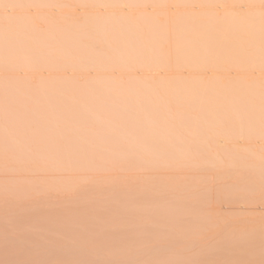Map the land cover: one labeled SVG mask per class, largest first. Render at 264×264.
I'll return each mask as SVG.
<instances>
[{
  "label": "rangeland",
  "instance_id": "1",
  "mask_svg": "<svg viewBox=\"0 0 264 264\" xmlns=\"http://www.w3.org/2000/svg\"><path fill=\"white\" fill-rule=\"evenodd\" d=\"M178 1L0 0V264H264V174L260 175L264 171H260V176L254 172L255 167L251 161L255 162L256 159L252 157L254 154L250 156L247 152L251 148L250 151L256 149L264 154V138L258 132H264V118H259L258 122L254 120L255 117H247V120L242 115V119L241 114L233 112L232 108V112L228 111L226 114L215 110L210 117L205 116L209 119L202 117L203 122L202 119L194 120L193 125L191 116L185 119L183 113L176 116V122L179 117L180 120L183 119V122L177 123L178 126L174 118L165 122L169 126L166 129L164 122H157V125H163L165 130L160 126L162 131L171 130L173 135L178 133L177 138L181 139L173 138L180 145L178 148L196 147L198 144L193 139L202 130H208V133L203 131L204 136L198 135L199 139L200 136L205 138L207 135L205 139L208 140L202 143L213 141L207 143L208 149L200 143L205 149L204 157L194 153L190 160H186V164L179 163L173 167L167 164L153 168L147 165L144 168L134 167V162L137 165L143 163V160H138V155L132 154L131 159L128 155L118 154L115 165L108 168L66 167L51 171H35L39 169L33 168L20 171L4 169L12 168L13 165L7 158L8 151L18 148L32 151L46 147L63 150L111 147L126 150L130 146L142 145L150 149L166 146L162 141L166 140L165 135L161 136L163 133L160 135V142L155 141L159 126L154 124V128L148 129L140 118L111 127L114 131L111 141L92 142L81 139L100 127L86 121L82 108H94L97 105L102 111L109 104L92 101L111 97L118 111L128 109L124 106V101L131 95L128 94L129 89H132V84L137 80L144 83L142 97H148L150 90L160 88L161 83L168 81L167 84L174 86L178 82L182 83L178 81L181 79H186L185 84H193L194 87H200V83L204 86L216 82V85H229L230 81L232 85L242 82L247 87L253 83L255 85L251 87H264V69L260 70L261 66L254 61L261 58L259 61L262 60L264 64V57L258 49H252V41L257 36L256 30L244 32V35L241 31L239 34L234 32L241 43L233 41L228 48L225 47L227 51L221 48L222 45L209 51L203 50L202 45L197 42L198 47L189 53L190 60L183 59L188 58L187 54L181 55L175 49L172 50V28L177 19H186L184 22L188 24L191 20L189 25L192 28L195 25V29H199L201 25L200 29L208 28L207 23L202 22L205 24L203 28L200 23L202 19L198 21L192 15L191 0H185L187 3L183 4V0L181 4ZM101 19L154 22L155 29L148 30L144 36L146 39L150 38L155 31L165 35L162 56H156L162 60H150L147 66L124 65L123 69L113 62L107 69L100 70L93 59L100 57L111 61L112 56H109L107 41L99 42L95 38L88 20L96 22ZM194 21L196 22L193 23ZM211 24H215L211 25L213 31L207 30L208 33L201 30L196 33L220 36L219 31L217 34L215 32L224 23ZM248 24L251 28L262 26L258 22ZM35 37L43 41L48 38L44 49L40 45L39 51L32 49L31 41ZM70 39L73 42L76 40L77 44L70 42ZM217 41L221 44L222 40ZM225 42L222 43L223 46ZM152 46L155 47V44ZM64 48L71 51L69 53L66 50L67 55L61 59L58 54ZM77 48L80 55L73 54L77 52ZM79 49L83 51L82 55ZM254 50H258L260 54ZM175 53H179L181 61L178 60L180 56ZM192 53L195 54L196 61L193 60ZM77 55L80 57H75V60L80 59L82 64L85 62L84 68L81 64L83 69L80 67V70L71 65V57ZM47 58L51 59L50 62L44 60ZM166 59L168 63L165 64ZM30 60L38 63L36 67L31 68ZM6 61L13 62V67L6 65ZM176 62L179 64L176 65ZM186 62L189 66L184 64ZM201 62L204 64L202 67L194 66ZM93 81L98 84H90ZM93 90H97L98 94L95 95ZM137 94L139 93L135 92L132 95ZM164 96L167 95L162 97ZM231 96L232 99L239 97L238 93L226 97ZM148 102L144 103V109L149 114L151 106L148 107ZM51 107L54 111L48 110ZM51 112L59 115L54 123H50ZM233 113L241 118L238 121L244 122H240L243 126L235 120L238 118ZM213 117L214 120H211ZM205 120L213 123L208 121L206 125ZM197 121L199 125H196ZM200 122L207 129L204 124L205 129L201 127ZM196 126L203 129H197ZM226 127L238 139L235 136L234 139H229L231 136L224 134L227 133L225 130L228 131ZM254 127L257 132L253 133L258 135L252 140H245L244 133H247L248 128V132H252L251 129L256 131ZM214 128L218 129L217 133L219 130H224V133L220 131L221 134L215 139L211 136L216 134L213 132ZM145 129L150 131L143 133ZM239 131L241 133H237ZM189 134L194 135L192 140ZM168 137V140L171 139ZM133 138H141L144 143L133 144ZM236 147L247 149L243 150L247 152L246 160ZM217 148L223 149L220 151ZM233 149L242 155H236ZM205 151L210 154L205 155ZM222 151L224 155L220 153ZM231 151L232 154L229 155ZM214 153L222 154L223 159L230 158L224 159L227 162L226 165L223 162L221 171L219 167H210L212 157L214 161L222 159L219 156L220 159L217 160ZM231 156L238 158V163H235L237 167L232 164L233 168L230 170L228 163H231ZM240 156L244 160L242 167L246 166L249 159L252 165L247 164L251 165L249 169H253V172L249 174L246 168L242 171L238 165L241 163ZM63 160L62 163L66 166L73 165L74 160L70 157H64ZM232 161L235 162V159ZM201 162H209V165H199ZM30 163L32 162H27ZM224 168L229 171L224 173Z\"/></svg>",
  "mask_w": 264,
  "mask_h": 264
},
{
  "label": "bare ground",
  "instance_id": "2",
  "mask_svg": "<svg viewBox=\"0 0 264 264\" xmlns=\"http://www.w3.org/2000/svg\"><path fill=\"white\" fill-rule=\"evenodd\" d=\"M88 1L94 2L96 0H88ZM187 1L183 0L182 4L184 2L187 3ZM180 2H181V0L178 1V3H180ZM190 2L192 4V8H193V11H192L193 14L192 15H194L198 21H199V19L204 20V21L201 20L200 23H202V22H205V24L207 23L208 28L207 29H200V28H202V25L200 24L201 26L199 27V29H195V27H196L195 25H193L194 28H192L190 26L191 20L189 21V24H190L189 25L188 22H184V21H186V19L185 20L182 19L183 21L181 19L178 21V19H177V21L175 22V24L173 25V28H172L173 29L172 30V32H173L172 50L175 49L177 52H180L181 55H185V54L188 55V58L183 57V59H189L190 60L191 57L189 58V53H191L190 51L195 50V48L198 47L197 46L198 44L202 45V49L204 48L203 50L208 49V51H209V49H216V46L218 48H220L221 45H222L221 48H225V47L228 48L230 46V44L234 43L233 41H235V43L240 42L239 37L234 32H237L239 34V32L241 31L243 34L244 32L249 33L250 30H256V32H257L256 33L257 36L255 35V39H253V41H252V46L254 47L252 49H258L259 52H261V54L264 55V53H262V51H264V25H263L264 24V0H191ZM191 4H189V5H191ZM184 5H186V4H184ZM88 21L87 22L90 24L89 28H90L91 32H93V31L95 32V38L98 39L99 42L107 41L108 46H109V47L107 46L108 50H109L108 53H109V56L110 55L112 56L111 61H109L107 59L104 60L100 57H96L93 59V60H95V63L100 67V70H101V68H102V70L107 69L110 66V64L113 62L116 64H119L120 67L122 66V69H123L124 67H127V65H129V64H131V65L141 64L142 66L143 65L147 66L148 63L150 62V60H152V61L162 60V59H158L157 57H160V55L163 53L162 48H163V45L165 44V41H166L165 35L162 34V32L160 34V32L157 33L155 31V33L150 38L146 39V37L144 36L148 30L155 29L154 22H152V21L144 22L145 20H143V22H141L142 20L139 22H132L131 20H128V19H119V20L101 19L100 21H96V22L91 21V20H88ZM195 22L196 21H194L193 23H195ZM216 22H219V23L221 22V24H223V23L225 24V26L223 24V27L221 24H219V25H221L222 28L219 26L220 29L217 28V30H216L217 32H215V34L220 32L219 33L220 36H217L214 34L206 36L207 33L206 34H200V35H199L200 32L198 34L196 33V31H201V30H205V31L209 30V32H211V30H212L211 25H215V24H211V23H216ZM249 22H258V23H260V26L261 25L262 26L259 28H251L248 24ZM205 24H203V28H205L204 27ZM198 26H199V24H198ZM91 27L93 28V31H92ZM214 27H217V26H214ZM107 28H109V30H107ZM232 33H234V34H232ZM234 35H236V36H234ZM243 35H242V37H243ZM240 36H241V34H240ZM45 39L47 40L48 38H45ZM217 39L222 40L220 42L221 44H219V41H217ZM225 39H226V42H225ZM251 39H249V40H251ZM46 40L43 41L41 38L38 39L37 37H35L34 40L31 41L32 49L39 51L40 50L39 45H40L41 49H44L45 48L44 45L48 42V41L46 42ZM249 40H248V42H249ZM71 41H72V39H70V42ZM197 42H198V44H197ZM224 42H225V46H223L224 44H222ZM107 43H106V45H107ZM153 43L155 44V47L152 46ZM70 44H72V43H70ZM75 44H77V42H75ZM58 46L60 49L62 48V47H60V45H58ZM75 46L72 49H74ZM66 48H64L65 50L64 49L61 50V54L60 53L58 54V56L61 59L64 58L65 55H67V53H66L67 49ZM69 48L70 47H68V49ZM244 48L246 50V47H244ZM71 50H67V52H69ZM79 50H81V49H79ZM225 50L227 51L226 48H225ZM258 50H254V51L258 52ZM76 51L77 52L72 51V52H74L73 54L78 53V48L76 49ZM80 52L82 55L83 51L81 50ZM259 52H258V54H260ZM62 53H64V55ZM215 53H217V52H215ZM158 54H159V56H158ZM238 54H240V52ZM253 54H255V52ZM78 55H80V53H78ZM78 55L71 57V60H72L71 65L74 66V68H76V69H79L80 67H81L80 69H83L85 66L84 65L85 62L82 64V63H80L81 62L80 59L75 60V59H77L75 57H80ZM176 55H179V53ZM192 55L191 56L194 60L196 58L194 56L195 54L192 53ZM263 55H262V57H264ZM93 56H95V55H93ZM73 57H74V60H73ZM92 57L91 58L89 57V58L92 60ZM219 57H220V55H219ZM257 57H258V55H257ZM259 57H260V55H259ZM179 58H178V60L181 61L182 57L180 56ZM198 58H199V54H198ZM211 59H212V56H211ZM259 59H261V58L254 59V61H256L255 62L256 65L261 66V67L258 66V68L260 67V70H262V69H264V64L261 62L262 60L259 61ZM44 60L47 62H50L51 59L47 58ZM115 60H116V62H115ZM121 60H122V62H121ZM163 60H164V58H163ZM189 60H187V61L189 62ZM193 60L191 61L192 63H193ZM180 61H178V62L180 63ZM195 61H196V59H195ZM228 61H229V59H228ZM166 62L168 63L167 59L164 63L166 64ZM182 62H183V60H182ZM184 62H185V60H184ZM239 62H240V60H239ZM179 63L176 62V65ZM235 63H237V62H233V64H235ZM5 64L10 65V67H13V65H14L13 62H11V61H6ZM29 64L32 68V67H36V65L38 63H36L33 60H30ZM81 64H82L83 68H82ZM184 64L188 65L187 62ZM180 65L182 66V64H180ZM203 65L204 64L201 62V63H197V65H194V66L195 67H202ZM236 66H238V65H236ZM247 66H249V64H247ZM99 67H97V69ZM195 71H196V69H195ZM262 72H264V71H262ZM184 80L186 81V79L178 80V81H182V83L178 82V85L175 84L176 86L175 85L171 86V85H173L171 83L167 84L168 81L161 83L160 88L150 90L148 97H142V93H144V91H142V87L144 86V83L142 81H138V80H137L138 82L134 81L135 83L132 84L133 86H131V84H130L132 89H129L130 91L128 92V94H131V95H129V97L127 96L126 97L127 99H125V101H124V106L128 107V109H126V110L123 109L121 111H118L117 105L114 106V100L111 97H108L106 99L103 98V99H100L99 101H95V100L92 101L94 103L104 102L106 104H109V106H107V108L105 107L102 111H101V109H99V107L97 105L94 108H92V107L82 108V113H84V115H86V121L88 123L91 122L94 125L97 124L100 127L98 128V130L94 131L92 134L87 133V135L82 136L83 138H81V139L83 141H92V142H99V141H103V140L111 141L110 139L114 135V131L111 127H113L115 125H119L120 123H123L124 121L127 122L129 120H135V119H139V118L145 122V126L148 129L154 128L157 124H160L162 122H164L163 125H165V122L168 121L169 118L176 119L175 121L173 119V121L177 125V123H179L180 121L183 120V119L180 120V117H179L178 122H176L177 121L176 116H179L180 113H183V116L186 117L185 119H187V117L189 118V116H191V119L193 120V122H191L192 125H193V123H195L194 120L202 119V117H204V119H207L208 117L211 116L210 114L215 112V110H221L219 112L223 111V113L226 114L228 111H229V113H231L232 110L234 109L233 112L236 111L238 113V115L241 114L240 117L242 119L244 118V117H242V115L245 116L246 119H247V117L251 118V116H252V119L255 117L254 120L255 121L257 120L258 122L260 120L259 118H264V87H261L263 85L251 87L254 84L253 83L252 85L250 84L251 86L249 85L250 87H247V86H244V84H242V82H241V84L232 85V84H230V82H232V81H230L229 85H221V83L219 85H216V84H218L216 82L215 84H209V85L207 84L204 86H203V84L200 83V87H194L192 84L193 81L191 82L192 85L188 86L187 85L188 83L185 84ZM183 81H184V83H183ZM215 81L216 80H214V82ZM235 82H237V81H235ZM172 83H173V81H172ZM243 83H244V81H243ZM258 83H260V82H258ZM90 84L96 85L98 83L93 81ZM135 92H138L139 94H137L135 96L132 95ZM93 93L95 95L98 94L97 90H93ZM237 93L239 95L238 99H236L237 97L232 99V96H231V98L226 97V96L233 95V94L237 95ZM163 95H167L168 98L165 99L164 97H167V96L162 97ZM145 102L149 103V106H148L149 108L151 106V108L149 109V111H151V113H149V114L147 112H145V111H148V110L144 109V107L146 106V105L144 106ZM148 103H147V105H148ZM130 107H133L135 109L131 110ZM48 110L54 111L52 107ZM55 112L49 113L50 117L52 118V121L50 123H54L55 121L58 120L59 115L55 114ZM145 113H147L148 115H145ZM168 113L170 114L169 116H168ZM178 113H179V115H178ZM235 113H233L232 115H234ZM184 114L185 115L187 114V115L185 116ZM228 115H230V114H228ZM232 115L230 117H232ZM235 115L237 116V114H235ZM205 116H208V117L205 118ZM226 116L224 118H226ZM240 117L237 116L238 119L235 118V120H237V121L240 120L241 119ZM257 117H258V119H256ZM193 118H195V119H193ZM231 119H233V118H231ZM211 120H214V117L211 118ZM211 120H205L204 123L206 125L208 124V121L210 123H213V122H211ZM217 120H218V118H217ZM189 121H191V120H189ZM198 122L199 121H197L196 125L197 124L199 125ZM202 122H203V119H202ZM202 122H200V124L202 125L201 127L204 128V126H205V128L207 129V126ZM238 122L240 123L241 121H238ZM175 123H174V125H175ZM239 123H237V124H239ZM241 123H244V122H241ZM154 124H156V125H154ZM203 124H204V126H203ZM246 124H248V123H246ZM187 125H185V126H187ZM209 125H208V127L210 128ZM239 125H237V127H239ZM241 125L243 126V124H241ZM157 126H159V125H157ZM160 126L158 127L159 129H157V127H156L157 131L158 132L161 131V132H159V134H158V132H156V140L155 141H157V143L160 142V140L162 139L161 136L164 137V135H165L166 140H162L164 142V145L166 143V146L163 145L164 147L160 146V147L155 148V149H150L148 147H144V146L140 145V144L144 143L143 139L133 138V139H131L132 140L131 142L133 144L140 145V146H130L126 150H115V149H111V147H106V148H99V147H94V148H67L66 150L57 149V148L56 149H53V148L50 149V148L46 147V148H42L39 150H33V151L32 150H26L24 148H18V149H12V150L7 149V150H10V151H8L9 153H8L7 158H9L12 161L13 165H12V168H4V169L6 171L7 170L20 171L21 169L33 168V169H39V170H35V171H51V170H61V169L66 168V167H69L72 169H82V168H88V167L108 168V167H112L113 165H115V161L117 162L116 155H118V154H124L125 156L128 155L129 157H131L132 154L138 155V157H139L138 160H143L142 161L143 163H141L140 165H137V163L134 162V163H132V166H134V167L144 168L147 165L150 168H153L155 166L158 167V166H163L165 164L172 165L171 167H173L174 165H178L179 163L180 164H186L187 163L186 160H190V158L193 156L194 153H196V154L198 153V155H201V156L203 155L205 149L201 144H204L202 142H206L208 139H205V138H207V135L205 138L202 137V136H204L202 133H203V131L207 132L208 130L207 131L206 130H202V131L197 130V132L200 131V132H198V133H200L198 135L202 134V136H200V139L198 138L199 137L198 135H196L197 137L196 136L194 137V139L196 138V140L193 139V141L196 143V145L198 144L196 146L195 143L193 142V144L196 147H192V149H190V148L189 149H183V148L181 149V148H178V146H180V145L176 144V139L175 140L173 139L174 137L177 138L178 135H176V134H178V133H176L175 134L176 136H175V135H173L174 133L171 134V130L168 129V130H170L169 131L170 134H168L169 132H166L167 130L162 131L164 128L161 126V128H163L161 130ZM167 126L168 125L166 124L165 129ZM189 126H191V124ZM189 126H187V127H189ZM103 127H106V129H103ZM196 127H198V126H196ZM167 128H169V126ZM200 128L198 127L197 129H200ZM203 128H201V129H203ZM215 128H217V127L215 126ZM215 128H214V131L212 130L213 132L218 131V129L215 130ZM218 128L222 129V127H218ZM226 128L228 131H226V130L225 131L223 130V131L227 132V133H224L222 130H219V133L216 132L215 136L212 134H211V136L216 139V136H219L221 133H224L225 135L226 134L229 135L227 137H230V136L232 137V138L230 137L229 139H234L235 135L232 136L231 131H229L228 127H226ZM249 128H248V131H249ZM186 129L184 127L185 131H187ZM234 129H232V130H234ZM191 130H192V128H191ZM191 130H190V132H191ZM210 130H211V128H210ZM238 130H240V127ZM242 130H244V129H242ZM246 130H247V128H246ZM254 130H256L255 127H254ZM145 131H150V130L145 129L142 132L145 133ZM175 131H178V130H175ZM192 131L194 132V134H197V133H195L194 130H192ZM212 131H209V132L212 133ZM220 131H221V133H220ZM248 131H247V133H244L246 135L245 140L246 139L248 141L252 140L253 138H255L258 135L257 133H253V132H257V130L253 131V129H251L252 132H248ZM172 132H174V131L172 130ZM187 132H189V131H187ZM243 132L244 131H242V133ZM258 132H259L260 136L262 135V137L264 138V132H260V131H258ZM162 133H163V135H161ZM237 133H241V132L239 131ZM190 134H189V137L193 138L194 135L190 136ZM234 134H236V133H234ZM170 135H172V137ZM168 136H170L171 139L168 140L167 139ZM237 136H238V134H237ZM170 137H168V138H170ZM223 137H225V136H223ZM192 138H191V140H192ZM235 138H236V136H235ZM180 139L181 138H179L178 140H180ZM204 139H205V141H204ZM229 139L227 138L228 141H231ZM236 139H238V138H236ZM242 139H244V138H242ZM209 141L213 142L212 140H209ZM168 143H170V144H168ZM207 143L204 144V146H206ZM160 144L162 145V143H160ZM199 145H201V146H199ZM206 148H207V146H206ZM228 148H225V149H228ZM236 148H238V147H236ZM217 149H219L221 151L223 148L222 149L217 148ZM228 150H231V149H228ZM233 150H235V149H233ZM238 150H239V152H242L244 154V157L240 156V159H241V157L245 158L247 156L246 155L247 152H248V155H250V156L254 154V156H252V157H253V159L255 157L256 160H255V162L254 161H251V162H253V167H255L253 169L255 170L254 171L255 173L257 172L256 174L259 175L260 173H262L260 171H264V154L261 151H260L261 153L258 152L256 149H253V151H250L251 150V148H250L245 153V151L247 149L246 148L243 149V147L242 148L239 147ZM243 150H245V151H243ZM210 151H211V153L213 152L212 150H210ZM215 151H217V150H215ZM236 151L237 150H235V152ZM256 151H257V153H256ZM220 153H223V151ZM242 153H239V154L242 155ZM249 153H251V154H249ZM207 154H210V153L206 152L205 155H207ZM230 154H232V151L229 153V155ZM239 154H237V152H236V155L239 156ZM215 155L216 154L214 153V156ZM221 155H219V153H217L215 158H217V160H218V159H220L219 156H221ZM223 155H224V153H223ZM234 156H235V154H234ZM234 156H231V157H232V159H235V162H233L234 160L232 161V159H231L229 161L231 163H228L231 166V168L229 166H227V167H229L230 170L233 168L232 164H234V167L235 166L237 167V165L235 163H238L237 162L238 158L237 159H236V157L233 158ZM250 156H249V158H251ZM64 157H67V158L70 157L71 159H73L74 160L73 165L66 166L65 164H63L62 162L64 161L63 160ZM203 157H204V155H203ZM212 158H213V160L210 163L209 162H205V163L201 162L199 165H206L207 163H209L210 167H212V165H213V168L215 167V169H216V167L217 168L218 167L220 168L222 166L224 167V163L226 165L227 161L225 160L226 162H224V159H227V158L223 159V157L221 156L222 162H221V160L214 161L215 160L214 157H212ZM246 158H248V157H246ZM246 158H245V160H246ZM131 159H132V157H131ZM229 159H227V160H229ZM251 160H252V158H251ZM243 161L244 160L241 159L240 160L241 165L238 164L241 167L242 171H243V168L244 169L246 168V170L248 171L249 174L251 172H253V169L252 170L249 169V166L252 165V163H249V159H248L247 163H249L251 165L246 163V166L243 165V167H242ZM27 162H32V163L27 164ZM222 163H223V165H222ZM209 164H207V165H209ZM250 168H252V167H250ZM219 170L221 171V168ZM222 171L228 172L229 170H227V168L225 170V168H224V170L222 169ZM263 174H264V172L260 175L262 176Z\"/></svg>",
  "mask_w": 264,
  "mask_h": 264
}]
</instances>
